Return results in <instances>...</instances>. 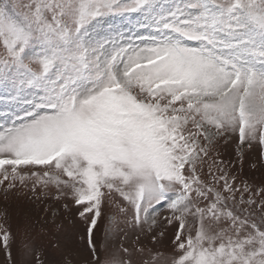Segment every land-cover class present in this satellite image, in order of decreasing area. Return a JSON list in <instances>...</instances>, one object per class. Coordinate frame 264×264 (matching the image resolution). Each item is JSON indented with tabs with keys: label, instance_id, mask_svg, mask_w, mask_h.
Masks as SVG:
<instances>
[{
	"label": "snow or ice",
	"instance_id": "obj_1",
	"mask_svg": "<svg viewBox=\"0 0 264 264\" xmlns=\"http://www.w3.org/2000/svg\"><path fill=\"white\" fill-rule=\"evenodd\" d=\"M0 108V185L55 186L86 226L29 237L24 264L80 231L86 264H264V188L203 173L222 138H238L241 162L254 144L264 156V0H0ZM111 204L156 242L167 207L172 254L102 257L94 230ZM14 243L5 218L6 264Z\"/></svg>",
	"mask_w": 264,
	"mask_h": 264
},
{
	"label": "rangeland",
	"instance_id": "obj_2",
	"mask_svg": "<svg viewBox=\"0 0 264 264\" xmlns=\"http://www.w3.org/2000/svg\"><path fill=\"white\" fill-rule=\"evenodd\" d=\"M0 111L3 109L0 108ZM237 139L235 135L231 138L219 139L210 153L203 173L208 178L209 166L213 171L217 167H222L236 176L239 185L247 184L258 191L264 188V156L261 155V148L258 144H254L253 149L246 151L244 160L241 162L236 154ZM213 161L217 163L214 164ZM221 161L223 163H219ZM113 199L121 206L127 207L126 201H121L117 196H114ZM65 204H68L69 207L65 208ZM74 210L75 205L72 204L70 196L57 199L55 186H50L46 190L38 187L34 192L31 180L24 186L17 183L16 187L11 190H6V184L0 185V223H4L6 218L7 225L15 234L13 245L15 264H24L25 257L20 250L29 237L46 244L52 238L50 233L56 232L59 226L67 228L69 225L77 223L79 229H85L83 221L78 216L74 218L71 214ZM170 216L171 212L167 207H157L155 234L159 242H156L152 240L151 234L142 233L139 229L134 230L125 223V220H130L131 217L119 214L115 204L105 205L103 217L98 222L97 229L94 230V241L102 257L115 253L122 247H127L130 250L143 247L153 254L159 251L170 256L172 240L177 230L175 222L171 225L167 223V218ZM113 217L116 218L118 225H112L110 231L109 225ZM161 232L164 233L163 236L160 235ZM80 236H85V238L81 240ZM137 236H139V243L136 242ZM141 257L148 259L146 254L141 253H138L134 258L140 261ZM43 259L45 264H65L68 259H71L72 264H86V261L91 259V253L88 250L85 233L78 232L67 247L63 242L60 248L47 247ZM0 264H6L2 249H0Z\"/></svg>",
	"mask_w": 264,
	"mask_h": 264
}]
</instances>
